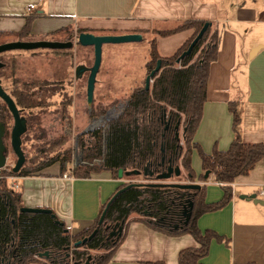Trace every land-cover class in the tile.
<instances>
[{
  "label": "crops",
  "instance_id": "1",
  "mask_svg": "<svg viewBox=\"0 0 264 264\" xmlns=\"http://www.w3.org/2000/svg\"><path fill=\"white\" fill-rule=\"evenodd\" d=\"M28 18L33 19L29 36L20 39L17 34ZM187 20L212 23L220 39L193 142L208 155L214 147L226 151L234 139L229 103H235L241 140L264 143V0H0V33L6 42L43 40L67 28H116L121 34H144L155 40L159 56L168 58L194 30L168 37L156 33ZM191 168L196 177L202 174L196 150ZM256 170L263 179L264 160L247 176L235 179L227 206L198 219L201 232L211 230L229 240V247L213 240L202 264H264V207L250 199L264 186V179L251 180ZM62 175L50 166L37 175L17 177V192L23 207L50 209L72 234L92 227L101 207L124 183L108 171L88 179L68 180ZM196 182L206 187L207 204L222 198L221 185L213 176ZM194 247L197 243L190 235L167 236L131 222L108 264H177L179 252Z\"/></svg>",
  "mask_w": 264,
  "mask_h": 264
},
{
  "label": "trees",
  "instance_id": "2",
  "mask_svg": "<svg viewBox=\"0 0 264 264\" xmlns=\"http://www.w3.org/2000/svg\"><path fill=\"white\" fill-rule=\"evenodd\" d=\"M32 21V18L26 20L25 26L17 34L19 38L29 36ZM206 23L209 27L202 39L188 56L177 62ZM190 29L194 30L193 36L168 58L159 56L155 40L149 42V61L145 64L147 75L155 68L157 61H160V70L155 74L149 90L144 87L133 90L124 111L109 123L104 133L106 137L99 130L86 133L89 139L80 142L81 160L73 171L75 179H88L91 174L101 171H108L114 179H118L120 169L124 172L137 170L139 175L124 176L123 179L140 178L141 181L121 183L115 192L131 183L138 186H133L114 198L96 235L75 247V243L88 238L97 228L99 217L115 192L101 207L92 227L70 236L63 222L60 221L62 226L55 224V220L59 221L56 217L52 219L45 214L21 213L23 206L20 193L10 189L6 181L0 179V264H68L71 242L75 249L83 248V251L74 250L72 258L76 261L84 259L89 250L104 251L103 255L95 259L88 256L85 263L108 264L131 222H141L151 230L167 236L190 235L197 247L180 251L177 264H202V260L209 254L213 240L229 247V240L214 231L201 232L197 221L204 214L227 206L232 196L231 184L235 179L247 176L259 161L264 160V143L247 144L241 140L238 132L240 114L235 103H229L234 139L226 151L221 152L214 147L208 155L193 142L206 102L209 69L218 56V32L210 22L187 20L172 30L156 34L168 37ZM0 36L3 35L0 33ZM24 100L30 103L32 101L27 96ZM5 111L0 105V122L6 131ZM177 125L179 128H176ZM177 133H180L183 147L180 139H175ZM193 150L198 152L201 159L202 174L198 177L191 168ZM70 160L68 152L62 154V157L57 154L44 163L29 168L22 167L17 174L11 175H37L55 163L59 165L60 174H64ZM96 161H99V166L95 164ZM169 166H180L181 175H172L169 180L157 185L159 181L156 176ZM145 169L147 175L143 174ZM182 171L185 177L182 176ZM206 172L221 185L223 195L218 202H205V186H200L198 190H184L174 186L194 184L197 183L196 180L206 182ZM180 180L185 183H180ZM131 214H137L141 218L129 219ZM9 220L14 222L13 225ZM121 224L122 232L119 235L117 230ZM111 233L116 235L110 236ZM10 244L12 251L8 252L7 246ZM45 252H48V257L39 258ZM76 261L74 264H81Z\"/></svg>",
  "mask_w": 264,
  "mask_h": 264
},
{
  "label": "rangeland",
  "instance_id": "3",
  "mask_svg": "<svg viewBox=\"0 0 264 264\" xmlns=\"http://www.w3.org/2000/svg\"><path fill=\"white\" fill-rule=\"evenodd\" d=\"M81 31L96 36L124 35L116 28H67L43 40L56 42L69 40L73 43V47L69 50L38 49L0 54V62L5 65L0 71L1 86L17 104L21 116L27 121V130L21 137V148L25 156L23 168L37 166L54 155L59 154L62 157V154L68 152L71 160L66 166L67 172L74 161L79 163L81 160L80 142L89 139L86 133L100 130L102 136H105L109 123L124 111L133 90L144 87L147 76L145 64L149 61L151 40L142 34L140 42L103 45L94 99L90 106L87 105L86 74L76 80L74 70L78 65L91 67L94 56L92 47H82L77 43ZM3 43L7 42L3 36H0V44ZM152 82L153 80L150 86ZM26 96L31 98V103L24 100ZM0 105L6 109L4 112L6 131L3 142L6 169L12 173L17 160L10 147L13 119L1 100ZM88 129L90 130L87 132ZM180 141L182 142L181 137ZM95 164L99 166L100 163L96 161ZM52 166L55 170L59 168L57 163ZM182 176L185 177L183 171ZM262 176L260 170H256L251 175V180L263 182ZM122 180L124 183L141 181L140 178ZM6 185L8 186L7 181ZM128 218L141 217L131 214ZM69 235L76 234L69 233ZM73 244L70 243L68 250V264H74L76 261L72 258L74 250L83 251V248L75 249ZM104 253V251L89 250L84 259L76 262L84 264L88 256L95 259Z\"/></svg>",
  "mask_w": 264,
  "mask_h": 264
},
{
  "label": "water",
  "instance_id": "4",
  "mask_svg": "<svg viewBox=\"0 0 264 264\" xmlns=\"http://www.w3.org/2000/svg\"><path fill=\"white\" fill-rule=\"evenodd\" d=\"M209 25L206 23L200 29L194 40L190 43L189 47L182 55L179 57L178 61L182 60L184 57L188 56L196 43L200 41L207 31ZM142 41V35L140 34H124V35H104V36H96L90 33L81 32L78 34L77 43L82 47H92L93 48V64L91 67H85L83 65H78L75 70V79H80L84 75L85 72H88V77L86 81V103L87 105H91L94 99V90L96 84V77L101 67V58H102V47L106 44H124V43H135ZM73 47L72 42H56V41H48V40H37V41H13L0 44V54L10 51H33L38 49H45V50H64V49H71ZM4 64L0 62V71L3 69ZM160 70V61H157L155 68L146 76L144 82L145 90H149L151 81L155 77V74ZM0 100L5 104L8 112L10 113L13 119V127L10 133V147L12 152L16 156L17 160L15 166L12 169V173L17 174L25 163V156L21 148V137L27 130V121L24 117L21 116L20 110L17 108L14 100L3 90L0 82ZM179 128V125L176 126ZM92 129V128H90ZM88 129L87 131H89ZM5 135V127L0 122V169H2L6 165V157H5V145L3 142ZM177 139H180L179 133L176 134ZM140 172L137 170L133 171H126L118 170L117 178L122 180L123 177H128L132 175H139ZM144 175H147V170H144ZM174 175L175 177H179L181 175V168L180 166H176L174 168L168 167L166 171L158 174L156 176V180L159 181L157 185H161L163 181H167ZM209 177V173H204V179ZM138 186V184L131 183L126 185L122 189L117 190L114 195L109 199L106 203L105 208L103 209L98 223L97 228L92 232V234L85 238L82 242H77L74 246H79L80 244H84L86 241L91 240L97 233L98 228L103 224L106 212L114 200L120 193L124 192L125 190L133 187ZM175 187L184 190H198L200 185L197 183L194 184H175ZM250 199L253 200L254 203L264 205V202L258 199H255V196L252 195ZM21 213L27 214H45L50 215L52 219L55 218V215L52 214L50 209H42V208H27L22 207L20 209ZM55 224L62 226L63 223L60 221L55 220ZM118 226V225H117ZM116 226V227H117ZM68 231V230H66ZM122 232V224L118 227L117 234H121ZM116 233H111L110 236H114ZM48 257V252L39 255V258ZM90 257L88 258V260ZM87 261L85 264H88Z\"/></svg>",
  "mask_w": 264,
  "mask_h": 264
},
{
  "label": "built area",
  "instance_id": "5",
  "mask_svg": "<svg viewBox=\"0 0 264 264\" xmlns=\"http://www.w3.org/2000/svg\"><path fill=\"white\" fill-rule=\"evenodd\" d=\"M29 9H33L32 6L29 7ZM183 143L180 141V145H182ZM78 163L77 161H74L72 166L67 170V172L65 174L62 175L63 179H68V180H72L73 179V171L75 170V168L77 167ZM11 171H8L6 169V165L0 169V179L1 180H6L8 183V187L14 191H17L19 189V186L17 185V177L12 176ZM255 199L261 200L264 202V186L259 188L256 193L254 194Z\"/></svg>",
  "mask_w": 264,
  "mask_h": 264
},
{
  "label": "flooded vegetation",
  "instance_id": "6",
  "mask_svg": "<svg viewBox=\"0 0 264 264\" xmlns=\"http://www.w3.org/2000/svg\"><path fill=\"white\" fill-rule=\"evenodd\" d=\"M65 42H70V41L69 40H66ZM64 50H69V49H64ZM59 51H62V50H59ZM83 66H85V65H83ZM85 67H87V66H85ZM75 70H76V68H75ZM85 74H86V77H88V72H85L84 75ZM179 136H180V133H179ZM175 139H177V136L176 135H175ZM9 223L13 225L14 222L12 220H9ZM7 251L8 252H11L12 251V244H10V245L7 246Z\"/></svg>",
  "mask_w": 264,
  "mask_h": 264
}]
</instances>
